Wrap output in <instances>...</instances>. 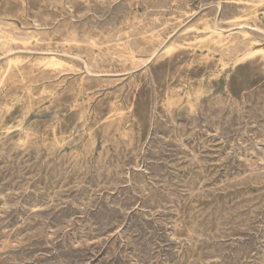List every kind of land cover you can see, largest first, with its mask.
I'll return each mask as SVG.
<instances>
[{"label":"rangeland","instance_id":"obj_1","mask_svg":"<svg viewBox=\"0 0 264 264\" xmlns=\"http://www.w3.org/2000/svg\"><path fill=\"white\" fill-rule=\"evenodd\" d=\"M0 33V264H264V0H0Z\"/></svg>","mask_w":264,"mask_h":264},{"label":"bare ground","instance_id":"obj_2","mask_svg":"<svg viewBox=\"0 0 264 264\" xmlns=\"http://www.w3.org/2000/svg\"><path fill=\"white\" fill-rule=\"evenodd\" d=\"M174 1H175V0H174ZM198 11H199V10H198ZM253 15H254V14H253ZM207 18H208V17H207ZM240 18H242V17H240ZM234 19H235V17H234ZM229 20H230V19H229ZM229 20H228V21H229ZM237 20H238V19H237ZM205 22H206V21H205ZM214 22H216V21H214ZM205 25H206V24H205ZM198 26H199V25H198ZM208 26H209V25H208ZM208 26H207V27H208ZM2 27H3V26H2ZM213 28H214V27H213ZM216 28H218V27H216ZM223 29H224V28H223ZM1 30H2V29H1ZM200 30H201V29H200ZM202 30H203V29H202ZM218 30H219V29H218ZM210 31H212V30H210ZM24 32H25V31H24ZM27 32H28V31H27ZM173 32H174V31H173ZM213 32H215V33L217 32V33L219 34L220 37H224V35L221 36V33H219L218 31H216L215 29H213ZM210 33H211V32H210ZM210 33H209V34H210ZM0 34H1V33H0ZM30 34H31V33H30ZM207 35H208V34H207ZM212 35H214V34L212 33L211 36H212ZM229 35H230V34H229ZM17 36H19V35H17ZM29 36H30V35H29ZM208 36H209V35H208ZM216 36L218 37V35H216ZM0 37H1V36H0ZM3 37H4V35H3ZM6 37H7V36H6ZM213 37H214V36H213ZM10 38H11V37H10ZM13 38H14V37H13ZM30 38H31V37H30ZM32 38H33V37H32ZM32 38H31V39H32ZM116 38H117V37H116ZM208 38H209V37H208ZM218 38H219V37H218ZM218 38H216V39H218ZM0 39H1V38H0ZM2 39H3V38H2ZM5 39H6V38H5ZM28 39H29V38H28ZM31 39H30V40H31ZM68 39H69V38H68ZM205 39H206V38H205ZM214 39H215V38H214ZM214 39H213V40H214ZM219 39H220V38H219ZM221 39H222V38H221ZM128 40H129V39H128ZM223 40H224V39H222L221 41H223ZM7 41H8V40H7ZM195 41H197V40H195ZM201 41H202V40H201ZM215 41H216V40H215ZM20 42H21V41H20ZM36 42H37V41H36ZM48 42H49V41H48ZM56 42H57V41H56ZM70 42H71V41H70ZM187 42H188V41H187ZM255 42H256V41H255ZM21 43H22V42H21ZM38 43H39V41H38ZM39 44H40V43H39ZM223 44H224V43H223ZM174 45H175V44H174ZM178 45H179V44H178ZM38 46H39V45H38ZM187 46H189V45H187ZM212 48H214V46H213ZM168 50H169V49H168ZM38 52H39V51H38ZM155 52H156V51H155ZM163 53H164V52H163ZM20 55H21V54H20ZM156 55H157V54H156ZM3 57H4V56H3ZM72 57H73V56H72ZM7 58H8V57H7ZM17 58H18V57H17ZM74 58H75V57H74ZM142 58H143V57H142ZM144 58H145V57H144ZM47 59H48V58H47ZM136 59H137V58H136ZM140 59H141V58H140ZM14 60H15V59H14ZM48 60H49V59H48ZM50 60H51V62H56V60H57V63H58V61H61V60H59V59H56L55 56H52ZM5 61H6V60H5ZM10 61H11V60H10ZM12 61H13V60H12ZM12 61H11V62H12ZM81 61H82V60H81ZM13 62H14V61H13ZM13 62H12V63H13ZM15 62H16V61H15ZM47 62H48V61H47ZM61 63H62V62H61ZM62 64H63V63H62ZM38 65H39V64H38ZM36 66H37V65H36ZM60 66H61V65H60ZM43 67H44V66H43ZM220 67H221V66H220ZM28 68H29V66H28ZM63 68H64V67H63ZM223 68H224V67H223ZM22 69H23V68H22ZM68 70H69V69H68ZM39 71H40V70H39ZM82 71H83V70H82ZM64 72H65V71H64ZM61 73H62V72H61ZM32 74H33V73H32ZM54 74H55V73H54ZM67 77H68V76H67ZM30 81H31V80H30ZM3 107H4V106H3ZM26 136H27V135H26Z\"/></svg>","mask_w":264,"mask_h":264}]
</instances>
